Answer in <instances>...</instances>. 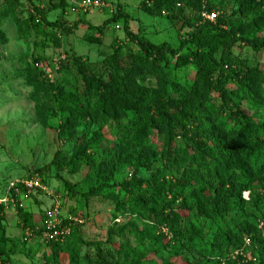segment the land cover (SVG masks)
<instances>
[{
    "label": "rangeland",
    "instance_id": "374dc122",
    "mask_svg": "<svg viewBox=\"0 0 264 264\" xmlns=\"http://www.w3.org/2000/svg\"><path fill=\"white\" fill-rule=\"evenodd\" d=\"M78 1L32 0L33 6L41 11L46 21L56 24V27H49L42 22L39 26L30 24L29 15L34 13V9L25 0H0V240H4L0 242V254L4 253L0 255V264H69L70 256L76 258L78 264H97V256L110 263L130 264L132 256L126 253L127 248L137 253L134 259L139 264H185L174 258L172 251L163 252L147 240L141 241L133 234L129 224H135L138 230H143L142 222L129 215L115 213L116 203L108 199L110 194L121 200L135 197L137 188H131L129 195L122 188L124 183H129L134 177L138 184L150 182L160 175L173 182L185 166L193 169L191 160L180 156L185 148L189 149L191 156L193 153L181 137L183 130L175 127L180 135L170 144H167L163 134L153 133L140 147L135 162L131 159V150L122 148L131 115L116 119L103 116L97 122L79 117L74 137L61 140L59 130L62 121L59 116L53 115L56 112L55 97L58 96L41 94L39 98L33 99L27 75L33 61L37 60L35 67L44 71L48 80L63 90V97L68 100L77 98L81 105L97 109L98 99L93 93L78 95L82 90L73 60L82 63L96 78L107 81L115 46L120 48V59L138 50L125 38L122 23L110 24L102 33L90 30L87 24L101 26L120 10L128 15L134 34L145 37L153 44L166 42L172 48L179 46V39L185 38L187 30H179V24L171 22L165 14L160 17L144 14L139 9L140 0H102L101 6L85 14L71 13L70 9ZM208 2L214 9L200 15L201 23L215 25L219 17L235 20L232 0ZM263 13L264 8L260 14L241 19L239 23L243 27L248 26L258 18H263ZM185 16L192 19L191 12L186 11ZM78 21L86 25L74 28ZM192 22L195 20L192 19ZM223 29L226 32L230 30L228 25L223 26ZM249 38L260 42L264 39V28ZM93 39H99L100 43L91 42ZM193 49L187 46L182 54ZM221 56L223 53L219 51L216 58ZM225 57L232 71L257 69L264 76V50H253L246 43L236 41ZM194 73V67L189 65L182 70L172 71L170 75L179 84L189 86ZM137 82L152 90L159 87L156 78L149 74L139 75ZM166 89L170 98L176 97L169 86ZM226 89L233 93L236 90L234 85ZM232 98L241 114L258 120L262 110L260 107L240 94L235 97L232 95ZM41 107L47 110L44 125L37 116V110ZM95 135L99 137V143L82 159L74 158V148L82 142L91 141ZM121 152L126 153L120 157ZM57 153L60 154L59 160L67 164L62 170H57L54 163ZM109 170H112V174ZM36 171L41 172L47 193L22 192L11 199L8 192L10 183L38 176ZM91 191H95V195H89ZM4 199L6 201L1 202ZM56 203L63 216L72 215L82 220L83 224L72 227L71 233L51 248L42 235L22 228L23 222L16 214L15 205L19 204L23 213L30 216L31 229L42 233L44 216ZM229 218H233V215ZM215 235L212 224H207L204 238L197 241L204 245L213 240ZM255 246L250 244L245 248H236L227 245L216 254L204 251L205 260L199 257L198 260L201 264H211L216 260L241 264L238 258H241L242 253L246 257L244 261L255 262L259 255L254 250ZM251 249L254 251L251 252ZM193 254L198 255L196 252ZM5 260L9 262L5 263Z\"/></svg>",
    "mask_w": 264,
    "mask_h": 264
},
{
    "label": "trees",
    "instance_id": "16d2710c",
    "mask_svg": "<svg viewBox=\"0 0 264 264\" xmlns=\"http://www.w3.org/2000/svg\"><path fill=\"white\" fill-rule=\"evenodd\" d=\"M25 1L34 9V13L29 15L30 24L39 26L42 22L46 26L56 27V24L46 21L41 11L33 6L32 0ZM61 3L65 5L63 1ZM232 3L235 20L219 17L213 25L201 23L200 15L214 9L208 0H140L139 9L144 14L150 17L165 14L171 22L179 24V30H187L185 38L179 39L177 48H172L166 42L153 44L145 37L134 34L128 15L120 10L101 26L87 24L90 30L102 33L108 25L122 23L125 38L138 50L120 59V48L115 46L107 81L96 78L82 63L73 60L82 90L78 95L93 93L98 99L97 109L81 105L77 98L68 100L63 97V90L51 83L44 71L35 67L37 60L33 61L27 75L33 99L41 94L58 96H54L56 112L52 113L61 118V140L74 137L79 117L97 122L103 116L116 119L131 115L122 148L131 150V159L135 162L137 152L150 135L161 133L170 144L180 135L175 127L183 130L181 137L193 153L191 156L187 148L179 153L191 160L193 169L185 166L173 182L160 175L150 182L138 184L134 177L122 188L128 195L131 188H137L135 197L121 200L110 194L108 199L116 203L115 213L129 215L142 222L143 230L129 224L133 234L141 241L147 240L163 252L172 251L174 258L185 264H201L198 257L204 261V251L216 254L227 245L245 248V239H249L251 245H256L254 250L259 255L255 262H246V257L241 253L238 261L241 264H264V233L258 224L264 216V76L257 69L232 71L225 57L236 41L246 43L253 50H264V39L256 42L249 38L264 28V17L245 27L239 23L241 19L260 14L264 0H232ZM186 11L191 12L195 22L185 16ZM83 24L85 22L78 21L73 27ZM226 25L230 28L227 32L223 29ZM90 41L100 43L99 39ZM187 46L193 47V51L182 54ZM219 51L223 56L217 59ZM189 65L194 67L193 81L189 86L179 84L170 75L171 72ZM141 74L154 76L159 87L152 90L141 86L137 82ZM229 85L235 86V93L226 89ZM167 86L174 91L175 98L167 95ZM239 94L262 109L258 114L259 122L239 112L232 98V95L235 97ZM46 113L45 108L37 110L38 120L43 125L47 120ZM97 143V135L91 141L80 143L74 148V158L82 159ZM125 153L121 152L120 157ZM59 158L60 154L57 153L54 163L57 170H62L67 164ZM109 173L112 174V170ZM35 174L44 185L41 172L36 171ZM11 194L12 199L15 198V194ZM89 195H95V191L89 192ZM15 211L23 222V229L41 236L40 230L31 229V218L23 213L19 204L15 205ZM230 215L233 218H229ZM207 224H212L216 235L209 243L202 245L197 239L204 238ZM3 241L2 238L0 242ZM48 245L54 248L57 244L48 242ZM254 250L251 249V252ZM126 251L132 256L130 264H139L134 259L137 253L130 248ZM193 252L198 255L194 256ZM188 253L191 254L188 256ZM96 261L97 264H121L110 263L101 256H97ZM8 262L5 260V263ZM225 263L230 264V261L226 260ZM225 263L216 260L211 264ZM69 264L78 262L70 256Z\"/></svg>",
    "mask_w": 264,
    "mask_h": 264
},
{
    "label": "built area",
    "instance_id": "2783aa9c",
    "mask_svg": "<svg viewBox=\"0 0 264 264\" xmlns=\"http://www.w3.org/2000/svg\"><path fill=\"white\" fill-rule=\"evenodd\" d=\"M102 0H79L74 7L70 9L71 13L77 14L82 13L85 14L93 9L101 6ZM38 22V20H37ZM118 29V26L115 27ZM32 191H42L46 192L45 186L42 184L40 178L38 176H32L30 178H25L20 181H15L14 183H10L8 192H13L15 194V198L18 197L22 192H32ZM247 196L245 195V198ZM12 199V194L10 195ZM4 199L1 202H5ZM83 221L72 216L65 215L63 216L60 211V206L56 203L53 208L46 212L44 219L42 221V237L44 240L48 242H58L64 236H68L71 233L72 227L81 226ZM259 229L264 233V216L259 221ZM245 247L250 245V240H244Z\"/></svg>",
    "mask_w": 264,
    "mask_h": 264
}]
</instances>
